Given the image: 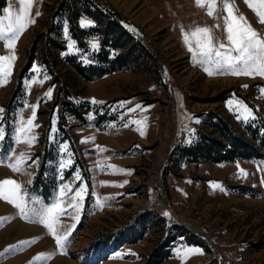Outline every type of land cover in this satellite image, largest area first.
<instances>
[{"label": "rangeland", "instance_id": "obj_1", "mask_svg": "<svg viewBox=\"0 0 264 264\" xmlns=\"http://www.w3.org/2000/svg\"><path fill=\"white\" fill-rule=\"evenodd\" d=\"M80 1L33 0L30 16L34 23L26 27L16 43V59L11 65L9 81L6 84L0 81V108L5 110L3 126L6 129L5 139L0 141V159L4 160L0 173L10 172L6 158L13 155L12 150L24 148L14 143L13 132L14 117L31 116L25 104L37 106L34 120L39 125L34 129L37 140L30 149L33 158L42 151L46 138L54 143L62 138L58 109H52L57 89L51 85L46 71L34 64L36 71L32 67L19 83L34 38L58 24L67 47L65 54L77 56L83 64H88L89 56L100 48L99 35L85 38L84 50L71 39L70 2L78 11L86 8L95 12L94 7H90L92 2L110 12V20L131 33L151 53L154 63L151 67L131 65L127 70L93 82L79 80L78 95L72 101L88 105L89 112L84 116L85 125L69 119L68 126L64 127L70 143L58 144L56 188L49 203L62 183L73 185L62 207L72 203L71 195L79 186L74 180L77 170L88 185L89 195L76 224V228L80 225V230L76 233L75 228L62 251L52 250L55 240L42 225L20 218V225L27 227L20 236L33 240L32 245L41 246L40 254H52L46 259H34V264H50L54 260H59L57 264H145V259L162 240V232L176 233V226L198 246L180 237L178 243L170 246L171 256L162 264H264V185L261 184L264 159L238 160L231 164L189 163L179 162L171 154L176 145L188 146L194 142L196 130L200 128L197 115L207 111L218 112L234 131L254 121L264 124V98L260 92L264 78L208 76L201 67L193 66L170 27L163 25L162 16L156 15L154 7L149 8L143 0H91L89 5ZM22 6L20 0H0V16L5 15L4 7H11L14 19ZM57 9L58 17L51 24L50 18ZM28 15L25 12L26 18ZM82 19L90 21L91 26L82 28ZM3 23L7 25L8 21ZM77 25L86 31L96 27L92 19L83 14L78 17ZM260 34L264 35V30ZM69 41L74 42L72 49L68 48ZM92 43L98 47L93 49ZM10 54L11 50L0 42V55ZM44 76L49 79L43 80ZM30 81H33L31 86ZM50 88L49 99L44 94ZM16 91L7 114L6 105ZM93 98L103 103L92 104ZM121 101L131 103L119 107ZM238 101L253 110L254 119L243 120V110H235ZM136 104H140L141 109L129 112ZM53 118L54 133L51 131ZM137 120L143 123H132ZM125 123L129 126L124 127ZM140 128L144 136L140 135ZM84 138L94 140L81 143ZM62 143L68 145L73 163L61 171L59 162L69 158L60 153ZM96 146L107 151H97ZM37 160L38 166L28 168L33 174L32 182L40 167ZM241 169L247 173L246 177L239 174ZM70 170L69 177L64 178ZM17 175L18 182L28 189L32 184H27L28 177ZM212 183L221 187L213 188ZM96 197L113 199L101 209L95 203ZM165 212L170 215L164 216ZM74 215L76 213L69 210L68 216L61 217V222L70 225L74 221L69 216ZM192 247L200 248L203 254L187 253L186 249Z\"/></svg>", "mask_w": 264, "mask_h": 264}, {"label": "snow or ice", "instance_id": "obj_2", "mask_svg": "<svg viewBox=\"0 0 264 264\" xmlns=\"http://www.w3.org/2000/svg\"><path fill=\"white\" fill-rule=\"evenodd\" d=\"M244 2L253 11L254 15H256L257 22L264 24V0H244ZM194 3L197 7L206 8V15L218 21L222 20L223 23L218 22L213 27H189L187 30L181 27L182 43L191 54L190 59L193 66L201 67L208 76L231 75L234 77L264 78V35L258 33L247 21L246 17L236 14L238 10L235 7L234 0H220V3H222V8L220 9L217 8L218 0H194ZM20 4L23 6L19 9V13L15 15L14 19L11 7H4L2 11L5 15L0 16V42L4 43L5 48L11 50L10 55H0V81L4 84L9 81L11 65L16 59L14 54L16 43L21 34L26 30V27L34 23V20L30 16L33 0H20ZM218 11H223L226 15L222 17L217 16ZM25 12L29 13L27 18ZM36 15L38 16L39 12ZM4 20L8 21L7 25H4ZM80 26L82 28L91 26V22L82 19L80 20ZM214 29L220 30L221 35H215ZM64 33L67 38V23H65ZM73 46L74 42L69 41L68 48L72 49ZM91 46L93 49L98 47L96 43H92ZM33 71H36V66H33ZM47 79L49 77H43V80ZM43 80L40 82L43 83ZM31 83L33 81L29 82V86H31ZM243 87H247V85ZM260 92L262 98H264V86L260 88ZM44 95L50 99L52 89L50 88ZM91 103L98 104L103 103V101H97L93 98ZM128 103L131 102L121 101L119 107H123ZM24 107L31 110V116L25 118L23 114H20L19 117H14L15 125L13 132L14 143L17 145L22 144L24 148L19 151L13 149V155L6 158L8 160L6 166L14 173L27 176V184L30 185L33 174L28 171V168L38 166V160L30 155V149L37 140L34 129L39 127V125L34 123L37 106L25 104ZM141 107L140 104H136L135 108H129L128 111L132 112L136 109H141ZM240 109L243 110L244 121L255 118L253 110L242 101H238L235 105V110L239 111ZM4 111L3 108H0V141H3L6 135V129L3 126ZM237 118L240 119V116L238 115ZM146 119L145 117L144 120L146 121ZM132 123L140 125L143 122L137 120L132 121ZM128 126V123L124 124V127ZM51 131L53 133L56 132L55 118L52 121ZM139 131L141 136L145 135L143 128H140ZM92 140L94 138H84L81 140V143H90ZM96 150L100 152L107 151V149L100 146H96ZM60 153L69 157L59 162V169L62 171L71 167L73 161L66 143L60 145ZM3 164L4 160L0 159V165ZM98 166H100L99 162ZM118 171L124 172L125 170L118 169ZM128 174L131 173L129 172ZM239 174L245 177L247 176V173L242 169ZM60 179L63 180V176ZM74 180L79 183V186L75 188L74 194L71 195L72 203L67 204L66 207H62V205L66 203L69 193L72 192L73 188V185L67 183H62L57 195L52 201L45 203L39 196L30 194L23 183L14 179L5 178L4 180H0V200H4L16 208L19 218L42 225L47 233L55 240L56 248L62 251L67 246L69 237L79 222V213L82 210L84 201L89 195L88 185L83 182V178L78 170L75 173ZM124 183H127V181H124ZM261 184L264 185V179L261 180ZM101 185L105 186L104 182H101ZM211 186L213 188L221 187L218 183H212ZM93 195H95L94 188ZM110 199H113V197H96L95 203L97 207L102 209ZM69 210L76 213L74 216H69L74 222L70 225H64L61 222V217L68 216ZM169 215L168 212L164 213L166 217ZM6 219L7 217L0 218V222ZM28 243L30 241H19L17 244L10 245L3 252H0V257L4 256L5 253L20 249ZM186 251L191 254H203L202 250L198 247L187 248ZM51 255V253H41L37 257H34V259H46Z\"/></svg>", "mask_w": 264, "mask_h": 264}, {"label": "trees", "instance_id": "obj_3", "mask_svg": "<svg viewBox=\"0 0 264 264\" xmlns=\"http://www.w3.org/2000/svg\"><path fill=\"white\" fill-rule=\"evenodd\" d=\"M80 2L89 5L91 0ZM92 6L95 12L86 8L78 11L71 2L68 4L69 34L71 39L77 43L78 48L85 49L84 39L90 35L100 36V48L89 56L88 64H83L77 56L65 54L66 43L62 40L60 26L56 24L34 38L27 52V62L19 75L20 83L25 73L37 64L51 78V85L57 89L52 109H58L59 112V132L62 137L59 142L70 143L69 136L64 129L68 126L69 119L80 126L86 123L84 116L89 112L88 105L72 101L78 95L76 87L79 80L93 82L106 75L127 70L131 65L143 64L144 67L146 65L151 67L154 63L151 53L135 40L131 33L123 29L119 23L110 20V12L91 2L90 7ZM58 11L57 9L50 18L51 24L57 19ZM81 14L92 19L96 27L89 31L79 28L77 20ZM17 92H14L6 105L7 114H9V108ZM84 106H86L85 109L82 108ZM197 117L200 119V128L196 130L194 142L188 146L176 145L172 150L171 154L179 162L186 160L189 163L231 164L238 160L264 159V124L262 122L254 121L243 129L234 131L229 121L216 111H207ZM59 142H50L46 138L42 151L34 157L40 160V167L28 191L36 193L46 203H49L50 195L56 188V160ZM71 172L72 170L67 172L64 178H68ZM174 229L176 233L162 232V240L145 259V264H162L171 256L170 246L178 243L180 237H183L186 243L198 246V243L182 234L180 228L176 226ZM79 230L80 225L75 232Z\"/></svg>", "mask_w": 264, "mask_h": 264}, {"label": "crops", "instance_id": "obj_4", "mask_svg": "<svg viewBox=\"0 0 264 264\" xmlns=\"http://www.w3.org/2000/svg\"><path fill=\"white\" fill-rule=\"evenodd\" d=\"M141 1V0H140ZM148 7H154V11L162 16L163 25L167 24L170 30L176 36L182 50L191 55L185 45L182 43L181 27L187 30L189 27L208 26L213 27L218 22L223 23L222 20H217L206 15V8L197 7L194 0H143ZM148 2V3H147ZM237 15H243L251 26L258 32L264 30V24L257 22V17L253 11L245 4L244 0H234ZM217 8H222V3L218 0ZM226 15L223 11H218L217 16ZM128 23V22H127ZM262 29V30H261ZM215 35H221L220 30H215ZM10 178L18 181L17 173L5 171L0 173V180ZM7 217L6 220L0 222V252L10 246L17 244L19 241H30V243L23 245L20 249L5 253L0 257V264H34V257L42 251L41 246L32 245L34 242L28 237L20 236L26 230L25 225H20V218L18 210L4 200H0V218ZM52 250L60 251L56 248L55 241L53 242ZM59 260H54L50 264H57Z\"/></svg>", "mask_w": 264, "mask_h": 264}, {"label": "built area", "instance_id": "obj_5", "mask_svg": "<svg viewBox=\"0 0 264 264\" xmlns=\"http://www.w3.org/2000/svg\"><path fill=\"white\" fill-rule=\"evenodd\" d=\"M114 18H115L116 21L118 20L117 17H114Z\"/></svg>", "mask_w": 264, "mask_h": 264}]
</instances>
